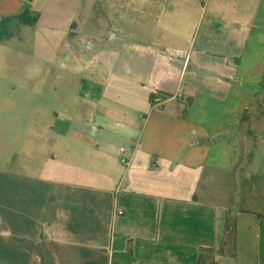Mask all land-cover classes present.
I'll list each match as a JSON object with an SVG mask.
<instances>
[{"label": "crops", "instance_id": "crops-1", "mask_svg": "<svg viewBox=\"0 0 264 264\" xmlns=\"http://www.w3.org/2000/svg\"><path fill=\"white\" fill-rule=\"evenodd\" d=\"M9 17L54 49L58 139L0 166V264H198L230 212L220 264H264L243 183L264 180V0H0Z\"/></svg>", "mask_w": 264, "mask_h": 264}, {"label": "rangeland", "instance_id": "rangeland-1", "mask_svg": "<svg viewBox=\"0 0 264 264\" xmlns=\"http://www.w3.org/2000/svg\"><path fill=\"white\" fill-rule=\"evenodd\" d=\"M0 137L10 150L0 145V166L11 167L27 155L43 159L52 153L58 139L50 126L55 123L54 49L38 44L37 32L24 25H0ZM27 77V79H26ZM64 84H60V89ZM6 92V94H5ZM28 103L24 112L21 104ZM254 135L241 136L237 143L239 176H249L253 163ZM31 167L37 161L29 160ZM246 184L245 205L264 212V180L250 176ZM260 203V205H259Z\"/></svg>", "mask_w": 264, "mask_h": 264}, {"label": "trees", "instance_id": "trees-1", "mask_svg": "<svg viewBox=\"0 0 264 264\" xmlns=\"http://www.w3.org/2000/svg\"><path fill=\"white\" fill-rule=\"evenodd\" d=\"M28 12L20 16H15L20 19L25 24H34L37 21V15L32 17L31 19H27L26 16ZM9 18H2L0 20V25L2 28L6 25V22ZM2 37H0V41ZM260 115L261 112H260ZM243 126L249 124L251 121V114L248 111H245L241 120ZM247 131L252 134V130L247 128ZM255 141V139H254ZM225 237L226 242L220 245L219 247H205L201 248L199 252L198 264H220V259L224 256H235L236 255V221L232 216L231 212L228 215L226 226H225Z\"/></svg>", "mask_w": 264, "mask_h": 264}, {"label": "built area", "instance_id": "built-area-1", "mask_svg": "<svg viewBox=\"0 0 264 264\" xmlns=\"http://www.w3.org/2000/svg\"><path fill=\"white\" fill-rule=\"evenodd\" d=\"M161 101V97L160 96H155L154 99H153V102L154 103H159ZM121 161L125 164L128 163V161L126 160V157L122 156L121 157Z\"/></svg>", "mask_w": 264, "mask_h": 264}]
</instances>
